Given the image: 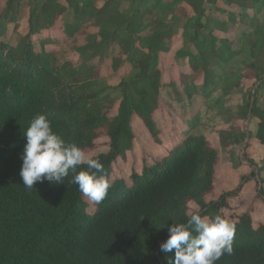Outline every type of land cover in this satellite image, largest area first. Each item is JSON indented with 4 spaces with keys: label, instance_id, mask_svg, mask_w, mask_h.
<instances>
[{
    "label": "trees",
    "instance_id": "1",
    "mask_svg": "<svg viewBox=\"0 0 264 264\" xmlns=\"http://www.w3.org/2000/svg\"><path fill=\"white\" fill-rule=\"evenodd\" d=\"M134 1L121 10L122 0H105L100 7L91 0H5L0 10V264H173L175 251L163 252L160 245L169 236V225L190 217L189 202L202 216H222L230 193L206 200L219 158L213 140L204 133L192 135L185 125L180 141L160 152L164 141L153 114L160 107V93L168 87L166 97L175 98L166 103L163 117L183 119L186 113L197 119L200 106L219 89V80L239 53L235 47L240 36L217 39L213 34L215 28L228 34V23L260 36L251 37L249 61L243 59L238 79L220 87L224 96L240 80L263 82L264 0H183L193 11L188 37L146 20L148 13L159 19L154 9L161 1L151 0L141 9ZM210 6L226 20L211 22L206 13ZM25 7L28 25L22 32L18 18ZM148 24L156 28L142 35ZM81 35L85 39L79 45ZM186 38L192 48L178 52L174 60L188 71L180 70L179 81L168 83L157 66L158 54H167L174 42ZM135 43L144 50L136 60L129 56ZM122 54L126 59L120 65ZM106 58L113 60L120 81L95 90V75ZM260 89H255L252 101L232 107L229 130L219 137L216 133L221 143L243 140L238 122L249 114L257 120L253 137L264 145V107L256 100ZM113 95L119 99L118 108L107 116ZM41 113L48 114L54 132L82 150L93 147L103 134L109 150L93 158L100 160L109 178L116 159L134 146L136 119L143 125L138 132L142 140H161L160 145L152 144L159 154L148 151L141 171L132 170L131 184L115 179L104 201L89 212L71 172L61 184L38 182L33 189L22 184L24 132ZM262 171L264 159L257 167ZM235 226L233 253L217 264H264V225L253 228L250 215L244 213Z\"/></svg>",
    "mask_w": 264,
    "mask_h": 264
},
{
    "label": "rangeland",
    "instance_id": "2",
    "mask_svg": "<svg viewBox=\"0 0 264 264\" xmlns=\"http://www.w3.org/2000/svg\"><path fill=\"white\" fill-rule=\"evenodd\" d=\"M161 3L155 7L154 12L158 14L159 19L155 20V16L150 13L146 15L147 21L154 22L160 25L163 31H167L172 28L174 33H184L186 37L191 35L190 28L187 26L188 17L193 16V11L187 2L183 0H156ZM136 6L141 9V7L151 3V0H136L134 1ZM128 0H123L122 9L124 6L128 5ZM100 4V3H99ZM4 5V1L0 0V10ZM79 12V11H78ZM206 13L210 15L209 20L212 22V18L215 20H226L225 14L222 12L215 11L212 6L208 7ZM79 14V13H78ZM27 11L24 10L21 15V24L24 32L27 24ZM210 22V23H211ZM228 22V21H226ZM212 24V23H211ZM230 31L225 34L224 31L219 28H215L213 34L216 35L217 39L221 37H229L231 40L235 38V35L240 36V43L235 47L236 53L234 56V62L230 64L231 70L226 72L222 78L219 80V89L213 91L209 97V101L206 105L200 106L198 110L197 119L191 120L185 113L184 118H167L165 116V106L166 103H170L175 98L174 96L166 97V92H169V88L166 87L160 93L159 109L153 114V118L158 122V129L161 139L164 144L158 150L160 152L164 151V147H171L181 139V130L185 128V125L189 126L190 133L192 135L202 134L204 132H214V134L219 137L218 134L225 135L230 128L232 122V107L236 104H244L246 101L251 100L255 89L260 85L261 89L256 96L257 104L260 107H264V80L256 81H241L236 87H233L230 91L231 94L224 96V91L220 89L222 85H228L229 81L238 79L239 75L242 73L245 65L243 64V59L246 57L247 62L249 61V52H247V47L249 49V43H251L252 38H259L260 33L257 31L249 32L250 29H246L243 25L236 28L229 24ZM214 27H216L214 25ZM153 24H148V28L142 33V35H147L155 29ZM250 33V34H249ZM174 39V36L172 35ZM85 35H81L78 38V44L84 43ZM192 45L188 38L185 42H174L172 48L167 54H158L157 66L164 70L165 78L167 82H178V73L180 70L188 71L187 67L179 68L175 64L174 55L178 56V52L183 54L187 49H191ZM251 48V47H250ZM144 50L141 44H136L129 51V56L136 60L141 57ZM116 54H113V57ZM119 64L121 65L125 61V54L121 55ZM124 59V60H122ZM243 61V62H242ZM128 71H131V67L124 65ZM97 84H95L94 89H106L115 87L119 81L120 76L114 71V64L111 58H106L100 64V70H98L95 75ZM119 96V95H116ZM112 96L113 106L107 113V116L116 114L119 99H115ZM198 102L201 103L198 99ZM172 110V108H171ZM177 108L173 106V111L177 112ZM140 119H136L133 122V133H134V146L132 149L128 150L124 158H117L113 164L112 173L110 174L111 181L119 179L124 181L126 184H131V174L132 170L139 172L141 171V163L148 155V151L152 150L159 154L157 150L152 148V144L160 145L161 140L158 139L153 141L152 138L145 137L142 140L139 130L143 129V125ZM257 120L255 118H249L247 115L246 120L239 121V132L243 134V140L238 144H234L229 141L220 142V139L212 137L213 145L218 152V162L215 168V177L213 182L212 192L207 196V201L215 200L225 193H230L227 198V206L221 211L222 216L231 220L234 223L239 221V216L244 213H248L251 217V224L253 228H258L264 225V172H257V167H259L264 159V147L255 139H248L249 128L254 129L256 127ZM189 124V125H188ZM239 135V134H238ZM167 149V148H165ZM109 150L108 139L100 134L95 138V144L93 147L84 150L87 154L95 156L99 153H106ZM261 188L262 192H259ZM84 200L87 203L86 210L92 212L96 207L94 203L88 200L84 196ZM198 208L194 203L189 202L187 211L191 214L197 211Z\"/></svg>",
    "mask_w": 264,
    "mask_h": 264
},
{
    "label": "clouds",
    "instance_id": "3",
    "mask_svg": "<svg viewBox=\"0 0 264 264\" xmlns=\"http://www.w3.org/2000/svg\"><path fill=\"white\" fill-rule=\"evenodd\" d=\"M24 136L26 144L19 175L26 189H33L36 183L44 181L61 184L71 172L72 183L89 201L95 205L104 201L112 181L103 174V164L54 132L47 113L37 114ZM235 227L227 218L202 216L197 210L186 222L168 226L169 236L160 249L175 251L173 264H217L223 255L233 253Z\"/></svg>",
    "mask_w": 264,
    "mask_h": 264
},
{
    "label": "crops",
    "instance_id": "4",
    "mask_svg": "<svg viewBox=\"0 0 264 264\" xmlns=\"http://www.w3.org/2000/svg\"><path fill=\"white\" fill-rule=\"evenodd\" d=\"M2 1H4V4H5V0H2ZM80 1V0H79ZM91 1H95V3H96V5L98 6V7H100L102 4H103V2L105 1V0H91ZM123 1V0H122ZM136 1V0H135ZM128 5H125L124 6V8L127 10L128 8H129V6H130V3L132 2V0H128ZM100 3V4H99ZM123 3V2H122ZM3 8V7H2ZM120 9L122 10V4H121V7H120ZM24 10H26L27 11V14L29 13V9L27 8V7H25V8H23V10H22V12L20 13V15H19V18H18V21H19V23H20V29L21 30H23V28H22V24H21V15L23 14V11ZM27 25H28V17H27V24H26V28L24 29V31L27 29ZM178 76V78H179V75H177ZM256 125V127H254V129H250L249 128V132H250V134H251V136H250V139H255V141H257V142H259L255 137H253V135H254V133H255V131H256V129H257V123L255 124ZM190 132V131H189ZM204 135L205 136H207L209 139H212V137H214V138H216L215 136V134H214V132H204ZM213 140V139H212ZM241 142V141H240ZM260 143V142H259ZM261 144V143H260ZM262 145V144H261ZM263 147H264V145H262ZM262 172H264V171H262ZM261 173V172H260Z\"/></svg>",
    "mask_w": 264,
    "mask_h": 264
}]
</instances>
